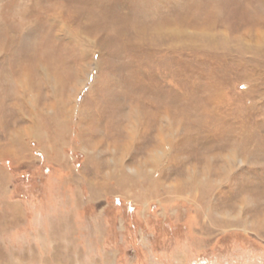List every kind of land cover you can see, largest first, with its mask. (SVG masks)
Masks as SVG:
<instances>
[{
    "label": "rangeland",
    "instance_id": "rangeland-1",
    "mask_svg": "<svg viewBox=\"0 0 264 264\" xmlns=\"http://www.w3.org/2000/svg\"><path fill=\"white\" fill-rule=\"evenodd\" d=\"M0 264H264V0H0Z\"/></svg>",
    "mask_w": 264,
    "mask_h": 264
},
{
    "label": "bare ground",
    "instance_id": "bare-ground-1",
    "mask_svg": "<svg viewBox=\"0 0 264 264\" xmlns=\"http://www.w3.org/2000/svg\"><path fill=\"white\" fill-rule=\"evenodd\" d=\"M132 140V138H131ZM135 139L132 140V142H134ZM131 141H129V145H131L130 143H132ZM133 144V143H132ZM128 146V145H127ZM239 223H242V222H239Z\"/></svg>",
    "mask_w": 264,
    "mask_h": 264
}]
</instances>
